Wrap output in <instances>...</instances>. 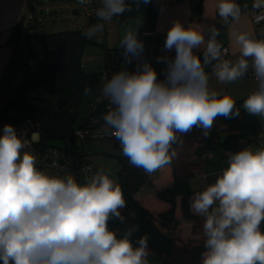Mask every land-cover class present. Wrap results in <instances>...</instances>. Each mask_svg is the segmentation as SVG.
I'll use <instances>...</instances> for the list:
<instances>
[{
  "label": "clouds",
  "instance_id": "obj_1",
  "mask_svg": "<svg viewBox=\"0 0 264 264\" xmlns=\"http://www.w3.org/2000/svg\"><path fill=\"white\" fill-rule=\"evenodd\" d=\"M100 3L95 10L100 22L83 33L89 38L103 31L104 21L130 10L126 0ZM253 6H264V0H255ZM241 12L237 0H219L218 14L225 21L239 20ZM210 31L205 41L199 25L174 22L163 47L175 49V56L156 57L166 65L163 79H158L150 62L143 61L135 71L116 72L103 85L111 107L99 132L113 135L133 165L153 172L176 155L172 144L178 134L196 126L207 135L218 115L239 116L232 96L209 90L205 65L213 61L215 76L233 82L248 71L251 57L259 87L243 107L252 115L264 116V39L234 31L241 55L233 62L223 58L216 39L219 29L213 25ZM120 43L127 62L144 52V42L134 28H126ZM202 45L197 54L194 49ZM0 131L2 264H149L147 236L134 246L131 231L118 237L117 230L108 227L110 219H123L120 209L126 205L121 186L108 174L98 171L84 184L74 174L50 176L37 168L36 156L24 150L28 140L13 125L5 124ZM228 163L214 183L191 199L192 210L205 218L202 264H264V148H244L232 154Z\"/></svg>",
  "mask_w": 264,
  "mask_h": 264
},
{
  "label": "trees",
  "instance_id": "obj_2",
  "mask_svg": "<svg viewBox=\"0 0 264 264\" xmlns=\"http://www.w3.org/2000/svg\"><path fill=\"white\" fill-rule=\"evenodd\" d=\"M94 20L96 19H92ZM86 29L52 34L35 33L34 39L40 42L44 50L43 59L35 67L28 62L27 77L0 111V118L10 111H16L11 123L34 119L39 124V146L43 150L55 147L70 153L69 149L59 148L55 143L63 142L67 146L75 141L76 124L86 117L81 118L80 114L84 97L89 94L93 99L101 89L103 71L115 74L128 63L124 48L120 46L106 51L103 71L86 72L82 54L91 42L89 37L83 35ZM18 32L17 27L12 33V42L17 38ZM30 50L29 56L33 58L34 49ZM86 88L91 91L86 92ZM243 102L236 101L234 105V108L240 109L239 116L218 115L207 130V135L203 129L196 126L178 134V140L172 144L176 155L166 164L172 169L173 186L157 192V200L154 202L145 203L136 198L143 187H151L148 172L130 163L129 158L121 159L117 183L122 188L126 205L120 209L123 219H110L108 227L110 230H117L118 237H123L131 231L130 239L134 246L140 237L147 236L148 254L151 255L150 258L147 257L149 264H202V254L206 251L204 219L189 212L190 197L193 194L189 180L195 175H205L207 170H223L229 166L224 165L222 161V158L226 161L229 158L225 156L226 153L231 156L257 144L262 138L260 119L257 115L248 113L243 107ZM219 152L223 153L224 157L209 159L208 155ZM218 176L209 177L210 184L214 183ZM77 182L84 184L88 181L80 179ZM179 195L184 200L180 209L175 202ZM183 221L186 224H183ZM185 225L192 227V238L185 239ZM261 228L264 230V223ZM199 233L202 238H195Z\"/></svg>",
  "mask_w": 264,
  "mask_h": 264
},
{
  "label": "crops",
  "instance_id": "obj_3",
  "mask_svg": "<svg viewBox=\"0 0 264 264\" xmlns=\"http://www.w3.org/2000/svg\"><path fill=\"white\" fill-rule=\"evenodd\" d=\"M254 2L255 0H237L242 10L240 19L233 20L229 18L225 21L218 14L219 0H151L148 4H144L142 0L139 3L137 0H126V3L130 5V10L115 15L110 21H104L103 31L90 38L91 42L82 54L84 70L89 73L103 71L106 51L120 47V41L126 28L131 27L137 31L138 38L144 42L145 47L142 54L144 61L150 62L156 69L159 74L158 79L163 78L162 69H165L166 65L157 62L156 57L163 55L175 56V49L169 51L164 49L163 46L167 31L176 21H180L185 27L190 24L199 25L204 31L205 41L211 36L210 27L214 25L220 31L216 38L217 42L222 45V48L228 47V59L235 62L241 53L239 45L235 43L234 31H247L257 39H264V25L261 26L260 33H258L248 12L249 9L254 7ZM80 12L83 13L80 0H0V111L27 77L28 62L32 66L35 65L33 61L36 57L37 47H41L44 52L40 42L34 39L35 33L43 32L41 31V23L47 19H51L52 25L67 21L68 24H63L64 26L84 30L100 22L98 19L92 21L90 18L82 21L79 16ZM63 15L67 16L66 20L62 19L61 16ZM17 27L19 32L16 34L15 41L12 42L11 36ZM31 48L34 49L33 58L29 56ZM203 48L202 45L194 51L199 54L203 51ZM201 59H203L202 56ZM215 63L216 61H213L211 64L205 65V71L209 77L208 87L210 91L217 92L219 96L230 95L235 101L242 102L258 89L259 82L251 78L241 77L233 82L220 81L214 74L213 66ZM138 64L134 65L135 70ZM105 82L106 79L102 76V85ZM257 116L262 124L261 137L264 138V116ZM80 122L81 120L78 121L79 125ZM250 147L256 150L257 144ZM69 151L73 155L83 157L93 163L83 149L81 151L69 149ZM222 156L224 157V154L220 152L208 155L209 159H220ZM225 156L230 157V154L226 153ZM222 159L224 165L229 164V158L227 161L224 158ZM96 167L98 168V166ZM165 168H167L166 172H170V176H165L163 169L158 168L154 171V177H152L151 172H148L150 182L165 186L170 185L173 181L172 169L167 165H165ZM221 174L222 170L211 169L207 170L205 175L193 176L189 180L192 193L204 190L210 185L209 177ZM199 179L205 180V184L198 187L193 182ZM146 187L150 188L148 186L143 187L136 198L142 202L156 201V196L144 200L139 197Z\"/></svg>",
  "mask_w": 264,
  "mask_h": 264
},
{
  "label": "built area",
  "instance_id": "obj_4",
  "mask_svg": "<svg viewBox=\"0 0 264 264\" xmlns=\"http://www.w3.org/2000/svg\"><path fill=\"white\" fill-rule=\"evenodd\" d=\"M100 6V0H86V3L82 4V10L87 18L97 19L95 10ZM248 12L253 25L258 33H260L261 26L264 25V6L253 7L249 9ZM223 50V58L228 59V47H223ZM247 59L249 60V68L242 77L258 81L251 65V57H248ZM143 61V56L139 59L132 57L130 58V62L125 64L120 71H135L134 65ZM112 75L113 74H109L107 71H103V76L105 77L106 82ZM102 88L103 86L97 91L96 95L90 102L91 112L81 120L79 127L75 130V137L82 143L100 139H110L116 143L120 150H122L119 141L113 135H103L99 132V129L105 123L103 116L111 107L110 100L103 95ZM9 124L14 126L18 135L28 140V145L24 150L29 151L36 156L37 168H49L53 172V176L57 177H66L69 174H74L77 181L80 179L89 181L96 172L101 171L92 162L83 157L76 156L56 148L49 147L43 150L39 146V124L34 119L28 118L17 123L14 122ZM259 148H264V138H260L257 141L256 150ZM106 174L110 176L109 173ZM110 178L114 180L112 176H110Z\"/></svg>",
  "mask_w": 264,
  "mask_h": 264
},
{
  "label": "rangeland",
  "instance_id": "obj_5",
  "mask_svg": "<svg viewBox=\"0 0 264 264\" xmlns=\"http://www.w3.org/2000/svg\"><path fill=\"white\" fill-rule=\"evenodd\" d=\"M79 16H80V19L82 21H85L87 19L86 15L84 13L80 12ZM61 17L64 20H66V18H67L66 15H63ZM50 21H51V19H47L43 23H41V25H42L41 31L46 32L48 34H50V33L52 34V33L63 32V31L78 30L76 27L67 26V25L64 26L63 24H68L67 21L58 22L57 25H52V23ZM36 50H37L36 57L34 58V61H33L35 65H33V67H35L37 65V63L43 59V56H44V52L42 51L41 47H37ZM91 99H92V96H90L89 94L84 97V100L80 106V114L82 117L87 116L91 112V106H90ZM77 124L79 125V123H77ZM77 124H76V126H78ZM55 146H57L59 148H62V147L63 148H69L73 151H81L83 149L89 155L90 159H92L93 163L96 166H98V168L101 171L109 173L110 176H112L114 178L115 182L119 181V174H120V169H121V159L122 158H128L123 154L122 150H120L118 147L115 146V142L113 140H110V139H100V140H95V141L86 142V143H82L79 139H76L75 141L68 143L67 146L63 142H56ZM250 149L255 151L253 147H250ZM160 169H163L162 171L165 174V176H170V172L169 171L166 172L167 168H165V166H162V168L160 167ZM40 170H42L43 172H45L46 174H48L50 176H53V172L49 168H41ZM154 174H155L154 171L151 172L152 177H154ZM172 179H173V177H172ZM173 183H174V179H173L172 183L170 185H167V186L160 185L157 183L155 184V183L151 182L150 183L151 187L150 188L146 187L145 191H142L141 196H139V197L143 198V200L144 199H151V198H154L155 196L157 198V192L172 188ZM193 183L195 186L198 185V187H199V185L205 184V180L199 179L198 181L196 180ZM192 197H193V195L190 197V199H192ZM152 202H154V201H152ZM175 202H176V206L180 209L184 203L183 197L181 195L177 196L175 199ZM190 204H191V202L189 203V212L196 217H199L201 219H205L202 215L196 214L192 210ZM186 221L195 223L193 221H188V220H186ZM182 223L186 224L184 221ZM185 227L186 228H183V232L185 233V239L192 238V235H191V228L192 227L191 226L187 227V225H185ZM195 238L201 239L202 238L201 233L196 235ZM148 257L150 258L151 255L148 254Z\"/></svg>",
  "mask_w": 264,
  "mask_h": 264
},
{
  "label": "water",
  "instance_id": "obj_6",
  "mask_svg": "<svg viewBox=\"0 0 264 264\" xmlns=\"http://www.w3.org/2000/svg\"><path fill=\"white\" fill-rule=\"evenodd\" d=\"M15 114H16V111L13 110L7 113L5 116L0 118V130H2L5 124L11 123V120L15 116ZM0 135H2V131H0ZM115 146L117 147L116 143H115Z\"/></svg>",
  "mask_w": 264,
  "mask_h": 264
}]
</instances>
